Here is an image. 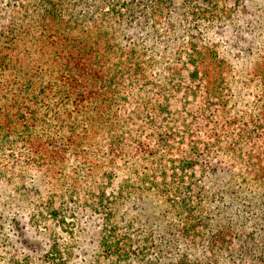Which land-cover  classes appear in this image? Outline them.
Returning <instances> with one entry per match:
<instances>
[{
    "label": "trees",
    "instance_id": "obj_1",
    "mask_svg": "<svg viewBox=\"0 0 264 264\" xmlns=\"http://www.w3.org/2000/svg\"><path fill=\"white\" fill-rule=\"evenodd\" d=\"M255 6L0 0V192L41 201L33 221L60 230L95 215L109 264H264L263 223L233 252V222L202 216L207 177L225 182L233 203L235 179L264 187V10ZM152 192L182 218L185 251L174 260L148 257L158 244L151 234L135 244L134 221L122 229L125 203L146 204ZM252 199L264 221L263 199ZM49 245L42 260L67 261Z\"/></svg>",
    "mask_w": 264,
    "mask_h": 264
},
{
    "label": "rangeland",
    "instance_id": "obj_2",
    "mask_svg": "<svg viewBox=\"0 0 264 264\" xmlns=\"http://www.w3.org/2000/svg\"><path fill=\"white\" fill-rule=\"evenodd\" d=\"M255 4L256 11L262 12L264 10V0H247V6L254 7ZM262 18L264 22V16ZM110 22L111 24L107 25L108 29H112V24L115 26L114 21ZM182 25L183 27L187 26V23L182 21ZM123 29H125L126 35L130 36L126 31V26L118 28V30ZM163 31L166 30L163 29ZM179 32L170 33L171 38L174 39ZM231 42H233V38H224L221 44L224 46L227 44L229 49L233 44ZM176 50L177 47L174 51ZM202 184L209 194L208 197L205 196L203 201L205 213L202 216L206 219L209 218L210 221L223 219L233 222V228L240 241L236 238L232 249L234 248L233 252H239L241 239L244 236L249 233L258 236L261 233V228L257 224H264V221L260 220L263 211L256 206L257 203L255 202L257 201L253 200L252 197L264 201V187L249 182L243 183L241 180L235 179L231 190L237 194L235 198L238 202L233 203L230 194L226 192L225 182L219 183L217 180L207 177ZM130 198L121 210V214L126 215L125 226L122 229L127 230L128 225H131V222L134 221L130 233L135 244H137V241L141 243L143 238L149 234L158 244L156 248L150 249L147 253L148 257L157 256L159 251L163 250L168 259H176L181 252L185 251L186 243L180 234L181 216L170 209L164 198L158 197L153 192L142 197L143 199L148 198L146 204L140 202L137 197L131 196ZM40 203L41 201H37L36 198L23 197L22 194L16 192L14 187L0 192V262L6 264L13 260L15 261L14 264H48L42 260L44 256L42 250L47 242L50 246L49 244L52 241L56 242L59 254H62L61 257L68 258L63 263L61 260H57L51 264H109L106 252L103 253L97 243L99 232H102L103 227L99 228V232L94 230L95 215L92 217L90 214H86L85 218H90L91 226L85 225V218H82V221L75 219L73 225H66L64 230H60L55 225V221L50 218L44 221V218L38 217L33 221L31 217L34 211L33 208L40 209ZM135 205L138 208H135ZM227 206H229L228 209H226ZM140 208L141 210H139ZM240 213L239 217L241 218H236ZM39 220L42 221L39 222ZM119 222L122 223L120 219ZM100 223H102V220ZM89 230H91V233L87 234ZM8 238L12 241H7ZM171 239H174L176 243H172ZM196 243L199 244V241ZM15 250L22 252L23 256L20 257L19 253L17 255ZM196 252H199V250L197 249ZM228 255L224 252L219 257L220 261L225 262ZM226 264H229V262Z\"/></svg>",
    "mask_w": 264,
    "mask_h": 264
}]
</instances>
